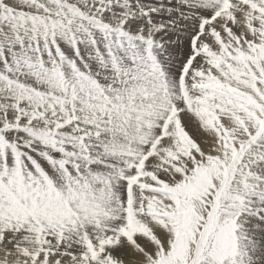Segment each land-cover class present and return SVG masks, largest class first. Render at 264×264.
Wrapping results in <instances>:
<instances>
[{
  "label": "snow or ice",
  "instance_id": "1",
  "mask_svg": "<svg viewBox=\"0 0 264 264\" xmlns=\"http://www.w3.org/2000/svg\"><path fill=\"white\" fill-rule=\"evenodd\" d=\"M0 264H264V0H0Z\"/></svg>",
  "mask_w": 264,
  "mask_h": 264
}]
</instances>
